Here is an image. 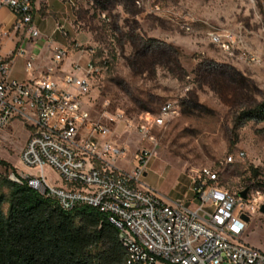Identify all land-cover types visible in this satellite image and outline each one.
I'll list each match as a JSON object with an SVG mask.
<instances>
[{"label":"rangeland","instance_id":"1","mask_svg":"<svg viewBox=\"0 0 264 264\" xmlns=\"http://www.w3.org/2000/svg\"><path fill=\"white\" fill-rule=\"evenodd\" d=\"M65 1L76 41L60 32L70 43L61 47L62 62L99 68L83 101L109 125L112 140L128 146L119 166L132 171L136 153H148L143 182L176 200L190 193L189 175L211 165L230 191L248 189L241 208L256 211L242 241L264 250V122L243 114L264 99V0ZM212 32L226 46L213 42ZM117 113L122 118L111 122ZM30 132L21 119L0 128V159L20 175L36 173L21 159ZM229 155L236 160L227 163ZM45 172L50 183L61 179L50 165ZM0 176L16 178L2 164Z\"/></svg>","mask_w":264,"mask_h":264},{"label":"built area","instance_id":"2","mask_svg":"<svg viewBox=\"0 0 264 264\" xmlns=\"http://www.w3.org/2000/svg\"><path fill=\"white\" fill-rule=\"evenodd\" d=\"M35 2L0 0V6L16 16L13 29H24L23 34L30 37L40 35ZM57 30L67 35L62 24ZM210 36L226 46L220 33ZM25 53L19 47L11 57L0 55V128H8L17 119L30 126L21 159L36 173L21 176L33 188L65 211L89 205L106 213L119 230L126 264H264V250L242 241L247 227L242 214L251 216L256 207L241 208L245 200L223 186L219 171L204 165L190 174V199L165 198L143 182L149 154L136 153L132 171L119 166L128 146L116 144L109 125L94 119L86 108L83 97L91 90L88 77L99 73V68L90 61L63 76L50 67L38 77L19 80L11 75L12 63ZM65 55L66 51L56 48L53 63L59 64ZM27 69L32 70L31 62ZM122 116L108 118L115 122ZM141 128L149 130L145 124ZM244 155L238 153V157ZM235 160L229 155L226 162ZM47 165L59 173L63 185L48 181Z\"/></svg>","mask_w":264,"mask_h":264},{"label":"trees","instance_id":"3","mask_svg":"<svg viewBox=\"0 0 264 264\" xmlns=\"http://www.w3.org/2000/svg\"><path fill=\"white\" fill-rule=\"evenodd\" d=\"M243 114L264 122V99ZM0 164L21 180L0 176V187L9 190L0 193V264H126L119 230L106 213L89 205L65 211L9 162Z\"/></svg>","mask_w":264,"mask_h":264},{"label":"crops","instance_id":"4","mask_svg":"<svg viewBox=\"0 0 264 264\" xmlns=\"http://www.w3.org/2000/svg\"><path fill=\"white\" fill-rule=\"evenodd\" d=\"M35 7L36 25L40 30L38 37H30L15 31L13 29L16 20L15 14L8 7L0 6V55L11 57L19 47L26 49V53L15 56L12 63L11 75L19 80L38 77L50 67H56V75L58 76H63L74 70L66 60L64 63L57 64L59 67L53 63L56 48L70 47L67 38H64L57 30L58 24H62L71 33L72 40L76 41V35L72 32V15L69 12L68 2L65 0H36ZM44 11L46 15H42ZM48 20H51L49 22L54 25L50 31L48 30ZM28 62L32 63V70L27 69ZM189 181L190 193L180 199H190L192 197L190 175ZM52 184L63 185L64 183L59 179Z\"/></svg>","mask_w":264,"mask_h":264},{"label":"water","instance_id":"5","mask_svg":"<svg viewBox=\"0 0 264 264\" xmlns=\"http://www.w3.org/2000/svg\"><path fill=\"white\" fill-rule=\"evenodd\" d=\"M247 194H248V189H245V190H243V191H241V192L239 193L240 197L243 198L244 200H246V198H247ZM261 211L264 212V204H263L262 207H261ZM242 218H243L246 222H248V221L250 220V216H248V215H246V214H242Z\"/></svg>","mask_w":264,"mask_h":264}]
</instances>
